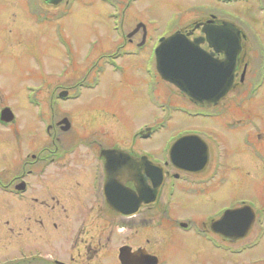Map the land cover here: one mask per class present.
<instances>
[{
  "label": "flooded vegetation",
  "instance_id": "obj_1",
  "mask_svg": "<svg viewBox=\"0 0 264 264\" xmlns=\"http://www.w3.org/2000/svg\"><path fill=\"white\" fill-rule=\"evenodd\" d=\"M0 1L3 7L5 1ZM23 1L26 11H20L22 19L33 20L38 27L47 21H52L45 14L43 0ZM239 2L246 4L252 2L254 8L251 11L261 14L260 17L264 20V0H227L225 4ZM204 23L214 28L224 27L226 23L237 31L240 51L236 59L232 86L222 100L209 107L197 106L182 94L180 97L188 103L187 105L163 103L161 108L166 112L179 113L183 118L195 121V124L199 126L181 128L169 141L167 147L162 151L159 150L158 155L149 150H141V152L138 150L139 141L152 140L154 131L148 126H144L133 134L132 149L125 150L119 142L109 144L105 137L87 136V129L93 126L89 125L90 128H88L84 121L82 130L78 132L74 127L78 122L71 114L60 110L64 104L78 101L84 91L94 90L101 83V77L105 75L106 70L116 72L117 65L122 59L137 58L139 50L143 52L148 50L147 60L150 61L155 47L154 35L142 33L140 38L135 40L129 38L131 33H125L121 24L116 29L113 28V31L118 32L116 36L122 44L117 46L112 54L99 56V62L92 64L91 76L88 79L83 78L72 85L59 86L57 84L59 79L53 76L47 84H43L41 79H35L33 86L24 85L25 105L20 106L31 109L30 115L33 117L29 129L19 127L16 114L10 106L0 108V113L3 110L10 112L7 122L0 121L2 129L9 132L6 133L5 140L0 141V166L5 167L3 173L0 172V208L4 210V216L0 217V220L4 226L12 225L7 227L8 230H5L6 236H4L7 241H10L7 244L11 243L14 248L18 246L20 249V264H101L107 257L115 258L117 264H121L119 260L121 252L123 255L139 252L134 257L135 260L130 259L135 261V264L152 263L148 258L151 260L155 258L156 264H166L161 258L159 244L154 246L149 239H146L145 247L134 246L139 232L142 230L147 232L151 229L162 232L164 244L170 240L174 232L181 231L184 235L190 236L194 240L193 256L197 261L201 255L207 259L200 264H215V259L219 256L224 259H226L225 255L238 256L244 252H250L257 246L256 243L244 244L246 240L234 242L226 239L213 229L214 222L220 219L225 211L245 206L246 203L243 200L233 201L220 207L215 206L199 221L180 220L171 208L174 197L178 195L195 199L202 197L206 198L203 200L204 202L207 200L206 204L211 203V194L216 191L213 182L214 175H219L218 167L209 178L202 177L208 170L211 157L215 160L221 158L223 153L229 157L239 148L253 150L256 156L262 154L261 144L257 141L258 136H252L249 130L252 126L256 128V123L251 121L250 115L240 117L239 114L249 113L251 105H255L257 110L264 107V95L261 96L264 92V36L252 23L251 18H244L227 11L223 12L222 18L211 16V19L197 24L198 28L195 29L197 34L190 39H200L199 47L202 51L212 54L213 59L219 61L224 60L225 55L219 52L218 46L209 47L202 33ZM57 33L61 35L62 32L58 27H54V37ZM21 39L22 37L19 40L21 44L15 48L17 50H21L22 45L25 47V42L22 43ZM10 43L8 37L3 35L1 46L7 52L11 50ZM29 43L28 48L35 42L31 40ZM67 46L62 48L67 49ZM83 59L87 61L89 57L84 56ZM153 67L154 65L150 66L152 69ZM148 72H150L149 69ZM154 95V90L146 93L148 104H156ZM89 109L82 110L84 117L91 113ZM172 116L169 115L167 121ZM221 117L222 125L216 124ZM208 123L209 127L206 126ZM258 131L262 132L264 128L258 127ZM234 133H243V136L235 142L234 138H230ZM187 137H192L194 140L183 145L184 159L189 157L194 160L198 157V161L193 163L191 170L178 169L169 161L171 146L178 139ZM234 142L236 146L233 145ZM201 145L205 147L207 156L203 169H199L204 152ZM133 147H136L139 152ZM114 151L118 153L113 154L114 159L111 160L110 166L115 171L125 167L126 171L131 173L128 169L130 165L132 171L137 172L142 158L164 168L165 201L158 200L160 194L158 193L154 204L142 206L130 216H123L112 209L108 202L116 195L108 194V190L115 193L137 192L136 182L125 179L126 172L116 177L118 185H108L106 153ZM124 155L131 160L126 163L120 162L119 159L121 160ZM5 176H7L6 179H4ZM146 182L152 185L151 179H147ZM114 206L138 207V197L133 204L122 202L120 204L115 199ZM260 209L262 213L264 207ZM256 211L260 214V210ZM154 224L155 227L152 226ZM14 225L19 227L20 232L17 235L13 230ZM261 231L262 228L256 236L257 241L263 238ZM28 240L36 244L26 246L25 244L30 242ZM262 257L258 260V264H264V256Z\"/></svg>",
  "mask_w": 264,
  "mask_h": 264
},
{
  "label": "rangeland",
  "instance_id": "obj_2",
  "mask_svg": "<svg viewBox=\"0 0 264 264\" xmlns=\"http://www.w3.org/2000/svg\"><path fill=\"white\" fill-rule=\"evenodd\" d=\"M3 1H5L3 7L0 1V108L10 106L16 114L19 127L26 130L29 129L33 116L30 115L31 109L20 106L25 105L24 85L33 86L37 79L47 84L53 76L59 79L57 83L59 86L72 85L83 78L88 79L91 76L92 64L99 62V56L112 54L115 48L122 44L116 36L118 32L113 31V28L116 29L120 24L125 33H131L129 38L138 40L142 33L151 34L154 35L156 44L157 40L175 33L188 32L189 38L194 37L197 34L195 32L197 24L211 19V16L222 18L223 12L227 11L244 18H251L252 23L264 36V20L261 19V14L251 11L254 8L252 2L227 5L225 4L227 0H67V3L62 1L57 6L44 2L48 5L47 7L43 4V8L46 9L45 14L49 20L55 22L52 23L50 20L38 27L33 20H24L20 17V11H26L23 0ZM114 2H117L115 10ZM54 27L59 28L61 35L57 33L54 37ZM3 35L11 41L10 52L1 46ZM20 37L22 43L25 42V47L22 45V49L17 50L15 48L21 44ZM31 40L35 43L28 48ZM61 41L67 43V49L62 48L64 45ZM123 47L127 46L123 45ZM24 51L27 52L22 53ZM147 54L148 50H145L137 58L122 59L121 65H117L116 72L106 70L98 88L84 91L78 101L61 106L62 112L71 114L78 122L77 125L74 123L78 132L82 130L84 121L88 128L89 125L93 126L87 129V136L105 137L107 143L119 142L123 149L130 150L133 134L148 126L154 131L152 140L139 141L138 150L140 152L149 150L158 155L159 150H164L181 128L199 126L195 121H188L179 113L172 114L161 108L163 103L166 105L188 103L180 97L181 93L174 86L158 76L153 77L147 71L148 69L151 71L149 66L151 61L147 60ZM84 56H88L89 59L84 60ZM153 90L156 102L154 105L148 104L146 99V93ZM263 95L264 92L261 96ZM88 109L91 113L84 117L82 110ZM242 114H239L240 117L250 115L251 121L257 125L256 128L252 126L249 130L252 136H258L257 141L261 144L262 154L256 156L253 150L239 148L235 154L229 156L230 158L224 153L221 158L215 160L211 157L208 170L202 176L209 178L214 174L216 167L219 169V175H214L213 182L216 191L211 194V199L207 197L211 203L206 204L207 200L203 201L206 198L202 197L196 199L183 195L174 197L171 208L180 220L199 221L215 206L220 207L233 201H247L252 206L253 212L254 207L256 209L264 207V131H258V127L264 128V107L257 110L255 105H251L249 113ZM169 115L173 116L167 121ZM222 123L221 117L216 124L222 125ZM206 126L209 127L210 124ZM6 133L9 132L0 126V141L5 140ZM242 136L243 133H234L230 138H234L237 142ZM235 142L234 146H236ZM133 149L139 152L136 147ZM4 170L5 167L0 166V172L3 173ZM165 178L166 176L161 191L158 192L160 193L158 200L161 202L165 201ZM2 216L4 210L0 208V217ZM10 226H4L0 220V264L18 259L20 254L18 246L14 248L11 243L7 244L10 241H7L4 232ZM152 226L155 227V224ZM18 228L17 225L13 226L16 235L20 232ZM261 228L263 238L257 241L256 236ZM161 233L156 229L147 232L142 230L136 237L134 246L145 247L146 239H149L154 246L159 244L161 258L166 264H200L207 261L203 255L198 261L193 256L194 240L190 236L184 235L181 231L174 232L170 240L164 244ZM243 240H246L244 244L256 243L257 246L250 252L238 256L225 255L226 259L219 256L215 259V264H258V260L264 256V211L258 219L257 214L255 215L246 236L238 241ZM28 241L30 242H27L26 246L36 244L31 240ZM103 263L117 264L116 259L110 257H107Z\"/></svg>",
  "mask_w": 264,
  "mask_h": 264
},
{
  "label": "water",
  "instance_id": "obj_3",
  "mask_svg": "<svg viewBox=\"0 0 264 264\" xmlns=\"http://www.w3.org/2000/svg\"><path fill=\"white\" fill-rule=\"evenodd\" d=\"M64 0H44L45 3L57 6ZM198 26L195 27L197 29ZM202 33L211 48L219 47V52L225 55L222 61L213 59L212 54H207L199 47L200 39L190 40L189 34L184 35L175 33L167 38L159 41V45L155 49V69L161 80L174 86L182 95L197 106L209 107L217 104L222 100L226 93L230 90L233 79L236 59L239 53V41L235 28L225 23L224 27L214 28L211 25L203 24ZM9 111H3L1 120L7 122L9 120ZM194 138L187 137L177 140L170 149L169 161L171 165L178 169H193V163L198 161V157H187L184 159L183 145L193 141ZM199 144V143H198ZM203 146V145H201ZM201 158L199 169H203L206 164L205 147ZM117 151L106 153L107 165L106 170L109 173L108 185L116 186V177L121 173H127L125 179H131L136 182L137 192L128 191L112 192L108 194L116 195L108 203L112 209L121 213L123 216H130L132 212L139 210L142 206L154 204L157 199L158 192L164 179V173L160 166L148 162L145 158L139 161L138 171H132L130 165L126 168H118L116 171L110 166L113 160V154ZM131 159L123 156L119 161L126 163ZM134 166V165H133ZM112 169V171H109ZM116 174V176H114ZM121 176V175H120ZM147 179H151L152 185H148ZM123 183V182H122ZM137 195V196H136ZM138 207H115V199L121 204H133L137 201ZM254 221V213L251 208L243 207L237 210L226 211L224 215L214 223L213 229L222 237L234 242L246 236ZM136 254L123 255L120 253L119 260L121 264H135L134 257ZM124 259V260H123ZM155 258L152 263L156 264Z\"/></svg>",
  "mask_w": 264,
  "mask_h": 264
},
{
  "label": "bare ground",
  "instance_id": "obj_4",
  "mask_svg": "<svg viewBox=\"0 0 264 264\" xmlns=\"http://www.w3.org/2000/svg\"><path fill=\"white\" fill-rule=\"evenodd\" d=\"M98 86H99V85H98ZM98 86H97L96 88H98ZM96 88H95V89H96Z\"/></svg>",
  "mask_w": 264,
  "mask_h": 264
}]
</instances>
